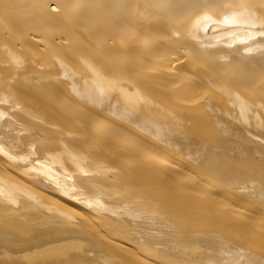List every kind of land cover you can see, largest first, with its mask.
Segmentation results:
<instances>
[{"label":"bare ground","instance_id":"6f19581e","mask_svg":"<svg viewBox=\"0 0 264 264\" xmlns=\"http://www.w3.org/2000/svg\"><path fill=\"white\" fill-rule=\"evenodd\" d=\"M0 264H264V0H0Z\"/></svg>","mask_w":264,"mask_h":264},{"label":"rangeland","instance_id":"374dc122","mask_svg":"<svg viewBox=\"0 0 264 264\" xmlns=\"http://www.w3.org/2000/svg\"><path fill=\"white\" fill-rule=\"evenodd\" d=\"M181 56V55H180ZM201 94V95H200ZM199 95H198V97L200 96V98L203 100V99H206V98H208V95H207V93L204 91V94H203V92L202 93H200ZM207 95V96H206ZM203 96V97H202ZM200 98H195V99H197L198 100V102H199V100L200 101H202ZM195 102H197V101H195ZM238 116L237 115H233L231 118H230V121H232V120H234V119H236Z\"/></svg>","mask_w":264,"mask_h":264}]
</instances>
